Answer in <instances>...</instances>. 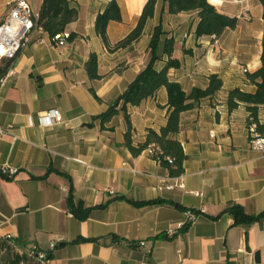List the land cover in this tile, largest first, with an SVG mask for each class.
Listing matches in <instances>:
<instances>
[{
  "label": "crops",
  "instance_id": "crops-1",
  "mask_svg": "<svg viewBox=\"0 0 264 264\" xmlns=\"http://www.w3.org/2000/svg\"><path fill=\"white\" fill-rule=\"evenodd\" d=\"M13 1L0 0V21ZM29 1L38 8L43 2ZM69 1L78 16L64 33L74 37L59 43L47 32L36 33L0 82V237L10 236L26 250L49 251L47 264H264V223L233 225L223 213L233 204L249 215L264 211V153L249 145L245 105L229 111L226 104L229 90L256 89L245 72L261 65V4L207 0L238 18L235 29L216 38L196 35L197 11L169 14L163 0H156L142 36L110 53L95 31L96 16L110 0ZM116 2L121 20L106 26L111 43L135 28L146 0ZM159 24L164 35L157 70L177 60L179 66L167 74L186 92L205 88L211 74L222 80L216 94L180 114L175 137L186 159L179 177L169 176L147 149L133 156L123 145L122 111L105 129L97 118L148 64V43ZM165 38L174 40L170 57L162 53ZM92 52L99 79L84 68ZM167 100L162 87L140 104L127 105L135 144L144 141L147 129L164 126ZM51 109L59 110L62 122L47 125L41 119ZM258 117L264 118V107ZM4 166L15 169L11 177L1 173ZM70 187L75 203L92 207L85 220L69 211ZM120 197L162 202L136 206ZM186 210L197 213L187 225ZM168 227L176 229L174 236L165 234ZM79 237L91 240L75 242Z\"/></svg>",
  "mask_w": 264,
  "mask_h": 264
},
{
  "label": "trees",
  "instance_id": "trees-1",
  "mask_svg": "<svg viewBox=\"0 0 264 264\" xmlns=\"http://www.w3.org/2000/svg\"><path fill=\"white\" fill-rule=\"evenodd\" d=\"M262 6V36H261V54L260 67L250 73L245 72L246 79L256 86L253 93L243 91L239 88H233L227 92L226 104L229 111H232L240 104H244L248 112L249 119L257 120L258 110L264 107V0H258ZM166 11L169 14H178L184 11H197L199 22L195 33L200 35H211L219 37L225 29H235L238 23L236 16H228L220 13L207 0H163ZM156 0H146L138 18V23L124 38L115 43H111L107 37L106 26L109 21H120V10L116 0H110L106 8L96 16L95 31L101 38L104 46L110 53L126 48L134 41H137L144 32V27L149 19L154 15ZM78 10L71 6L69 0H43L39 8L38 23L47 32L51 38L54 35L63 33L65 27L76 20ZM164 32L161 25H157L150 36L148 49L150 59L148 64L136 75L134 80L127 88L109 105L108 108L97 116L101 121V128L105 129V124L119 112H123L126 130L124 132L123 145L130 151L133 156L140 155L149 146L153 145L156 149L155 154L151 157L157 160L160 165L167 169L169 176L179 177L184 172L183 163L186 159L182 144L175 135L179 131L180 114L184 111L195 107L198 101L216 94L222 87V80L217 74H211L205 88L192 87L188 92L184 91L181 84L169 79L167 70L170 67H178L177 60L169 59L168 62L160 69L155 68V63L160 60L159 45ZM73 34L68 35L72 39ZM174 50V40L165 38L162 53L171 56ZM17 55V54H16ZM16 57V56H15ZM0 59V80L11 68L14 59ZM84 68L91 79H99L97 54H89ZM164 87L167 91L168 114L166 123L159 130L147 129L143 142L134 143L132 140L133 129L126 112L127 105H138L143 100L152 97L155 93ZM92 95L97 98L94 90ZM128 202L141 206L145 204H154L162 202L161 200L151 201H133L125 197ZM69 211L79 220H85L92 207H85L81 202L75 203L72 196V187L69 188L66 197ZM100 205L99 207H104ZM176 207L182 208L178 204ZM223 213H228L233 218V225L248 226L252 223H264V211L249 215L242 206L233 204L226 207ZM184 226L183 229H186ZM91 239L79 237L75 242L89 241ZM8 239L0 237V264H19L20 256L11 249Z\"/></svg>",
  "mask_w": 264,
  "mask_h": 264
},
{
  "label": "built area",
  "instance_id": "built-area-1",
  "mask_svg": "<svg viewBox=\"0 0 264 264\" xmlns=\"http://www.w3.org/2000/svg\"><path fill=\"white\" fill-rule=\"evenodd\" d=\"M39 8L35 3L29 0H14L9 4L8 11L0 21V59H10L16 56L19 50L27 45L36 33H42L44 30L38 23ZM68 38L67 33H59L51 38L53 41L63 43ZM2 79L0 80V82ZM41 119L46 121L47 125H54L62 122V116L58 109H51L41 114ZM0 132L2 130L0 129ZM249 145L251 149L264 153V118L257 117L248 125ZM148 153L152 156L156 149L153 145L148 147ZM157 161V160H156ZM15 172L13 168L2 167L1 173L11 177ZM186 225L193 222L197 213L192 210H186ZM184 224V225H185ZM179 223L176 228H181ZM176 229L168 227L165 234L168 237L174 236ZM13 251L20 256L19 264H47L49 260V251L41 250L37 247L24 249L18 243L12 240L10 236L5 237ZM140 244H144L143 241ZM53 247V245H52Z\"/></svg>",
  "mask_w": 264,
  "mask_h": 264
},
{
  "label": "rangeland",
  "instance_id": "rangeland-1",
  "mask_svg": "<svg viewBox=\"0 0 264 264\" xmlns=\"http://www.w3.org/2000/svg\"><path fill=\"white\" fill-rule=\"evenodd\" d=\"M239 6H240V5H237V6H235V5H230L231 8H232V7H233V8H239ZM246 13H247V12H246ZM241 18H243V19H248V15L242 13V14H241ZM254 29L257 30V27L254 26ZM254 34H255V33H254ZM1 65H2V64L0 63V66H1Z\"/></svg>",
  "mask_w": 264,
  "mask_h": 264
}]
</instances>
